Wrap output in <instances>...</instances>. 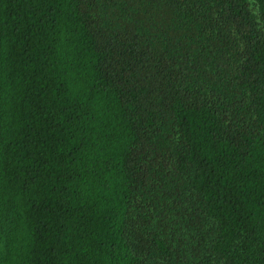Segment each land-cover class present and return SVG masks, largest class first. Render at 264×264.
Segmentation results:
<instances>
[{
  "label": "trees",
  "instance_id": "1",
  "mask_svg": "<svg viewBox=\"0 0 264 264\" xmlns=\"http://www.w3.org/2000/svg\"><path fill=\"white\" fill-rule=\"evenodd\" d=\"M0 264H264V0H0Z\"/></svg>",
  "mask_w": 264,
  "mask_h": 264
}]
</instances>
